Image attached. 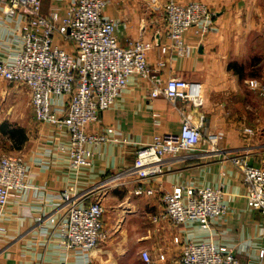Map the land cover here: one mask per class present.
Wrapping results in <instances>:
<instances>
[{
    "label": "crops",
    "instance_id": "0c3cea01",
    "mask_svg": "<svg viewBox=\"0 0 264 264\" xmlns=\"http://www.w3.org/2000/svg\"><path fill=\"white\" fill-rule=\"evenodd\" d=\"M166 1L109 0L104 13L117 21L115 34L122 46L134 39L150 41L149 62L165 59L167 66L159 72L185 78L200 93L201 105L152 97L151 81L132 73L114 103L87 126L106 136L87 144V164L71 166L67 126L40 121L28 87L0 77V157L20 155L28 166L26 187L0 210V264H83L79 251L62 244L58 224L66 208L52 194L99 184L104 191L103 220L112 231L93 249L90 264H144L143 250L151 254L152 264H176L181 250L176 236L212 242L223 252L233 248L240 264H264V213L249 205L242 172L230 158L246 153L251 162L264 165V120L254 119L259 109L247 94L256 91L243 85L240 71L232 67L242 65L246 71L247 60L264 52V0H203L214 13L209 21L212 30L206 34L196 25L188 29L186 55L172 46L163 9ZM42 2L48 12L55 0ZM57 2L61 15H66L69 0ZM18 18L9 19L0 10L1 59L21 47L18 36L25 25ZM55 44L74 50L60 33ZM200 113L206 118L204 134H218V143L204 139L190 154L168 155L164 173L143 184L145 190L156 192H138V182L128 171L137 147L156 134L179 132L186 114L197 119ZM245 127L253 128V133ZM175 184L222 187L227 213L211 217L208 225L199 218L182 224L154 219L163 209L162 192ZM38 216L43 217L41 222Z\"/></svg>",
    "mask_w": 264,
    "mask_h": 264
},
{
    "label": "built area",
    "instance_id": "2783aa9c",
    "mask_svg": "<svg viewBox=\"0 0 264 264\" xmlns=\"http://www.w3.org/2000/svg\"><path fill=\"white\" fill-rule=\"evenodd\" d=\"M57 1L45 12L42 0H0V10L5 16L14 19L18 15V23L25 25L18 36L20 49L6 59L0 58V77L28 87L40 121L67 126L71 135V166L78 168L89 163L87 144L106 139L104 134L87 130V126L114 103L132 73L151 81L152 97L164 95L173 103L181 100L201 105L200 93L185 78L171 73L163 76L159 72L167 66L165 59L154 65L149 62L148 53L153 49L150 41L134 39L127 47L119 43L115 34L118 23L104 13L109 0H69L66 15L59 12ZM163 9L172 46L180 55L189 52L184 39L188 29L196 25L206 34L212 30L209 21L214 13L203 0H167ZM57 33L74 45L72 52L55 44ZM250 85L257 87L259 83L252 79ZM60 96L64 99L58 103L56 98ZM205 121L203 113L197 119L186 114L179 132L156 134L150 142L137 147L128 171L138 182V192L145 190V182L164 173L168 155L183 151L190 154L188 151L198 148L204 139L213 145L218 143V134H204ZM244 129L253 133L251 127ZM230 158L242 172L249 205L264 213V165L251 162L246 153ZM27 176L28 166L22 156L0 157V210L19 196L27 185ZM98 186L83 190L71 186L52 194L62 199L66 208L58 224L62 244L79 251L83 264H90L93 249L108 234L103 220L104 191ZM145 191L153 194L156 189ZM95 193L98 196L91 200ZM161 200L163 209L154 219L175 224L199 218L208 225L211 217L228 211L222 187L175 184L162 192ZM36 219L41 222L43 217ZM175 241L181 245L176 264H240L238 251L233 248L223 252L212 242L184 241L179 236ZM142 257L144 264L154 261L147 250L142 251Z\"/></svg>",
    "mask_w": 264,
    "mask_h": 264
},
{
    "label": "rangeland",
    "instance_id": "374dc122",
    "mask_svg": "<svg viewBox=\"0 0 264 264\" xmlns=\"http://www.w3.org/2000/svg\"><path fill=\"white\" fill-rule=\"evenodd\" d=\"M166 3V2H165ZM164 3V5H165ZM163 5V8H164ZM264 52L262 51V54L260 51H257L255 54L256 56L253 55V58L250 60H247V66H246V71L245 75H243V85H248L252 89H254L256 92H248L247 94H250V100L254 102L256 105L258 111H255L253 114L254 119L257 120V118L263 119L264 120V93L262 92L263 86H264ZM250 59V58H248ZM255 79L258 81L259 86L253 87L250 85V80ZM29 90V89H28ZM30 93V92H29ZM261 107H263L261 109ZM263 142V141H262ZM2 156H11V154H3ZM1 156V157H2ZM20 156V155H18ZM111 227L109 226L107 228V237L109 236Z\"/></svg>",
    "mask_w": 264,
    "mask_h": 264
},
{
    "label": "trees",
    "instance_id": "16d2710c",
    "mask_svg": "<svg viewBox=\"0 0 264 264\" xmlns=\"http://www.w3.org/2000/svg\"><path fill=\"white\" fill-rule=\"evenodd\" d=\"M233 68H235L237 71H240L241 75L243 76L245 68L244 66H238V65H232Z\"/></svg>",
    "mask_w": 264,
    "mask_h": 264
}]
</instances>
